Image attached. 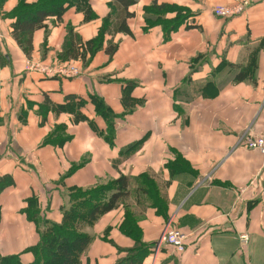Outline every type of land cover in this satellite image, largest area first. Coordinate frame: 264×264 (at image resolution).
<instances>
[{"label": "crops", "instance_id": "0c3cea01", "mask_svg": "<svg viewBox=\"0 0 264 264\" xmlns=\"http://www.w3.org/2000/svg\"><path fill=\"white\" fill-rule=\"evenodd\" d=\"M134 1L130 34L105 36L87 62H72L83 73L73 79L26 71L24 61L38 58L44 30L33 34V53L26 58L11 38L13 20L0 17V178L13 181L0 193V256L18 255L23 264L33 259L26 250L38 243L40 231L24 214L28 199H36L42 218L58 224L62 213L57 220L48 216L55 191H66L68 199L70 191L92 190L120 176L153 175L165 206L163 212L146 206L137 215L141 242L158 243L143 264H264V160L240 142L248 134L264 135V0H253L246 14L229 19L212 16L210 9L239 0ZM88 3L90 20L71 8L60 22H47L44 61L61 52L68 27L85 42L115 12L109 0ZM154 3L167 10L144 14ZM16 4L7 0L2 13L7 16ZM108 42L118 45L111 58L104 52ZM240 71L252 80L234 82ZM123 94L134 102L129 112ZM91 96L114 115L116 138L126 141L122 148H138L127 150L117 165L104 152L82 162L105 128ZM68 97L86 100L81 112L95 130L75 123L73 114L42 109ZM130 126L136 130L131 135ZM179 163L185 169L172 173ZM123 217L119 208L86 228L92 241L82 264H115L118 248L134 246L118 229ZM168 224L186 236L182 254L158 242ZM241 235L248 237L243 247Z\"/></svg>", "mask_w": 264, "mask_h": 264}, {"label": "trees", "instance_id": "16d2710c", "mask_svg": "<svg viewBox=\"0 0 264 264\" xmlns=\"http://www.w3.org/2000/svg\"><path fill=\"white\" fill-rule=\"evenodd\" d=\"M6 0H0V13L2 12V5ZM110 6L115 10V14H109L103 21L97 36L88 41H81L77 35L73 34V30L68 27L65 41L63 43L61 52L56 56V59L61 63H72L81 60L83 63L87 62L88 58H92L98 53L102 47L105 36H114L116 34H130L127 26V20L132 18V14L128 13V9L135 4L134 0H109ZM75 9L81 13L85 20H90L93 17L88 0H37L33 4H27L25 0H17L15 8L7 14V18L13 20L11 24V38L16 44L17 48L22 52L26 58H30L33 53L32 37L36 31L44 30L45 39L43 45L45 48L46 39L48 36L47 22L53 21L54 23L60 22L62 16L68 9ZM144 14L162 13L167 10L165 5L156 6L152 4L149 7H144ZM146 23L151 24L152 20L146 19ZM156 24V23H153ZM166 31L168 29L164 27ZM117 44L108 42L104 52L110 58L117 51ZM1 62H3L0 57ZM226 66V64H225ZM229 66V65H228ZM231 66V65H230ZM253 69V68H252ZM234 82L240 83L245 80H252L250 75L242 71L234 77ZM131 83L128 87L131 88ZM122 105L126 112L131 111L134 102L130 98L122 96ZM89 103L92 104L94 112L99 118H103L108 122L104 136L101 132L97 135L104 140H111V135L114 131V115L109 109L105 107L101 100L95 96L89 97ZM85 106L83 98L78 99L68 97L63 105H50L45 103L42 109L50 111L53 114L69 113L73 114L74 122H85L92 130V121L81 112ZM110 117V118H109ZM177 168L175 165L170 168L172 173L178 170H184V166L180 163ZM137 184H141L138 188L140 193L148 199L150 203L147 208H154L158 212H163L165 200L151 178L143 175L140 179H135ZM153 182H152V181ZM131 182L128 178L120 176L117 180L106 184L105 189L101 190L95 188L92 190H75L70 191L68 198L71 200V206L64 212L63 206L60 210L63 211L62 219L58 224L50 225V228L40 231V238L38 243L27 249L26 252L32 254L33 259L28 264H82L86 258V251L88 250L92 238L77 230V226L83 225L90 226L95 223L100 217L115 211L119 208H125L123 221L119 226V231L124 236L131 238L134 246L130 249H119L118 253H125L126 256L118 258L115 264H143L152 252L149 250L151 246L144 245L141 242V232L137 226V212L129 210L128 206L121 205V202L127 200L131 196ZM13 186V181L10 177L0 178V193L5 189ZM113 192L109 197L95 201L93 194H102L108 192L111 187ZM137 189V190H138ZM140 199V198H139ZM139 199L136 200L137 207L144 206V203ZM27 208L24 214L32 221L37 229L38 210L36 208V199H28L26 201ZM140 210V209H137ZM167 218V217H166ZM44 224L47 225L50 221L43 218ZM0 264H23L18 255L13 256H0Z\"/></svg>", "mask_w": 264, "mask_h": 264}, {"label": "rangeland", "instance_id": "374dc122", "mask_svg": "<svg viewBox=\"0 0 264 264\" xmlns=\"http://www.w3.org/2000/svg\"><path fill=\"white\" fill-rule=\"evenodd\" d=\"M7 1V0H6ZM3 13L1 12L0 13V17H5V15L3 14ZM115 14V12L113 13V15ZM102 27V26H101ZM105 39V38H104ZM46 45H47V39H46V44H45V47H46ZM44 53H45V55H46V53H47V51L45 50V48H44V45L42 44V46H41V49L38 51V58L37 59H32V58H30L29 59V65H33L34 67L35 66H38V67H45V66H48V67H53V66H56L57 64H59V65H61V67H64V66H71V64L72 63H60L55 57L53 58L54 60L53 61H51V59L49 58V61L50 62H48V61H44L45 60V58H43V55H44ZM26 60H28V59H26ZM222 68H223V66H222ZM24 69H25V61H24ZM79 69V68H78ZM24 71V70H23ZM32 73H36V72H32ZM37 74V73H36ZM81 74H83L82 72H81ZM80 74V75H81ZM39 75V74H38ZM79 75V76H80ZM40 77H41V75H39ZM78 76V77H79ZM44 78V77H43ZM45 79H50V78H45ZM89 98V97H88ZM98 99V98H97ZM85 100V99H84ZM89 100V99H88ZM100 100V99H99ZM102 103L105 105V107L107 108V109H109L107 106H106V104L102 101ZM85 104H87L86 103V100H85ZM176 113V112H175ZM90 115L91 116H94V112L92 111V110H90ZM95 115L98 117V115L95 113ZM176 115H177V113H176ZM110 118V117H109ZM101 120H102V124L103 123H105V128H103V130L101 131V133H102V135H106L107 134V132H106V128H107V125H108V122H106L103 118H100ZM114 120H115V118H114ZM131 130H132V132L131 133H129V135H131L132 133H134L136 130H135V128H133V127H129ZM134 129V130H133ZM103 140V139H102ZM97 140L98 142H97V145L98 146H96V147H94L93 149H91V150H87L86 152H85V156H83L82 155V162H84V163H89V162H91V158H90V156L91 155H93L94 153H97L98 155H99V153H109V155H110V157H111V161L113 160L114 161V164H116L117 165V161H118V163H121V161L123 160V158H124V156L125 155H127V154H124L127 150V152H130V153H132V154H134V153H136V151H137V147H136V145L135 144H133V145H131V146H129L128 148H122L125 144H126V141L123 139V137H117L116 138V130H114L113 131V133H112V135H111V140L109 139V141L108 140ZM108 144V145H107ZM126 152V153H127ZM147 177L148 178H151L153 181H154V183H155V185L157 186V184H156V181H155V179L153 178L154 176L153 175H147ZM131 182H133L134 184H131V196H129L130 198L129 199H127V200H124V201H122L121 202V205L123 206V205H125V206H128V208H129V210H133V211H135V213L137 212V215H138V218H139V211L140 210H137V209H142V208H145L146 206H148L150 203L148 202V199L147 198H145V196H143L141 193H140V191H139V189L137 188V187H140V185L141 184H137V182H136V180H131V179H129ZM151 180V181H152ZM152 181V182H153ZM107 185H110V182L109 183H107ZM105 187H106V185H100V186H98V189H101V190H103V189H105ZM111 187V186H110ZM158 187V189H159V191L160 190H162L161 189V187L160 186H157ZM160 187V188H159ZM138 189V190H137ZM113 192V188L111 187V189L108 191V192H104V193H102V194H93L94 196V199H95V201H97V200H101V199H104V198H107V197H109L110 196V194ZM65 193H66V191H64V190H58V191H55V195L52 197V200H51V206L53 207V209H51V213L50 214H48V216L50 217V218H52V219H54V220H57V219H59V217H61V213L63 214V211H59L58 210V206L60 205V204H62V206H63V208H64V212L65 211H67L68 209H69V207L71 206V200H70V198H68V199H66V195H65ZM140 198V199H139ZM137 199H139L140 201H142L143 203H144V206H142V208H140V206L139 207H137V209H136V207H135V205H134V202H136V200ZM137 203V202H136ZM122 208V207H121ZM123 210L125 209V208H122ZM48 212V211H47ZM50 212V211H49ZM124 213H125V210H124ZM136 215V216H137ZM52 224H54V223H52V222H50L49 224H47V225H45L44 224V221H43V218L39 215V213H38V218H37V229L39 230V231H43V230H45V229H48V227L50 228V225H52ZM91 227V225L90 226H87V225H83V223H81L80 225H78L77 226V230H78V232H80V233H84L85 231H86V228H90ZM173 227V226H172ZM176 228V227H175ZM177 230H179L178 228H176ZM180 232H181V230H179ZM106 234V233H105ZM163 234V233H162ZM161 238H162V235H161V237H160V243H161ZM104 240H106V238H104ZM154 244H152V245H150L151 246V248L149 249L151 252H152V255L154 254V250H155V248L158 246H156V247H154L153 246ZM118 256H120V258H123V257H125L126 256V254L125 253H118ZM149 256H151V255H149ZM148 256V257H149ZM118 260V259H117Z\"/></svg>", "mask_w": 264, "mask_h": 264}, {"label": "built area", "instance_id": "2783aa9c", "mask_svg": "<svg viewBox=\"0 0 264 264\" xmlns=\"http://www.w3.org/2000/svg\"><path fill=\"white\" fill-rule=\"evenodd\" d=\"M252 2L253 0H239L234 6H214L210 9V13L217 18L229 19L238 15L246 14L252 5ZM25 70L36 72L41 75V77L51 79H73L81 74L80 70L73 64L64 67H61L59 64L53 67H34L32 64L29 65V59L25 60ZM242 138L244 139L242 140ZM242 138L240 139V142L243 141V148L248 151L258 152L264 160V135L253 133L243 136ZM185 241L186 236L183 233L169 224L166 226L162 234L161 242L170 248L172 253L176 255L182 254L185 250ZM239 243L242 247L246 246L248 243L247 235H241L239 237Z\"/></svg>", "mask_w": 264, "mask_h": 264}, {"label": "water", "instance_id": "95a60500", "mask_svg": "<svg viewBox=\"0 0 264 264\" xmlns=\"http://www.w3.org/2000/svg\"><path fill=\"white\" fill-rule=\"evenodd\" d=\"M159 241H160V240H159ZM159 241H158V242H159ZM157 245H158V243H156L154 247H156Z\"/></svg>", "mask_w": 264, "mask_h": 264}]
</instances>
